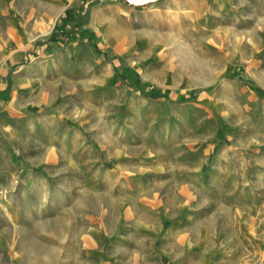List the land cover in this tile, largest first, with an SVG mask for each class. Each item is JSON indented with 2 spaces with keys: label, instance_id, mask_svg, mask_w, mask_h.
<instances>
[{
  "label": "rangeland",
  "instance_id": "obj_1",
  "mask_svg": "<svg viewBox=\"0 0 264 264\" xmlns=\"http://www.w3.org/2000/svg\"><path fill=\"white\" fill-rule=\"evenodd\" d=\"M120 2L0 0V264H264V0Z\"/></svg>",
  "mask_w": 264,
  "mask_h": 264
},
{
  "label": "crops",
  "instance_id": "obj_2",
  "mask_svg": "<svg viewBox=\"0 0 264 264\" xmlns=\"http://www.w3.org/2000/svg\"><path fill=\"white\" fill-rule=\"evenodd\" d=\"M182 0H175V5H177V4H179L180 2H181ZM120 3H123L124 5H125V3L126 2H124L123 0H121V2ZM156 3H158V2H156ZM155 3V4H156ZM165 3V2H164ZM127 4V3H126ZM165 4H169V3H165ZM154 5V4H153ZM151 6V5H150ZM144 7H147V6H142V8H144ZM176 8V7H175ZM135 9H137V10H140L141 9V6H138L137 8H135ZM70 13H68L67 15H69ZM247 160V159H246ZM257 161V160H256ZM252 162V163H251ZM250 163L254 166V159H249L248 161H247V163H243V165H246V164H248V165H250ZM225 172L227 173L225 176L226 177H221V179L222 180H226L227 182H229L231 185H232V187H230V185H228L229 186V189H227V190H225V192H224V196L225 197H227V198H229V197H232V193H233V191H234V188H237V183H238V181H242V182H245V181H248V179H247V177L245 176V173H243L242 172V170L240 169V168H237L236 170H235V174L232 176V171H229V170H225ZM254 172H255V170H254ZM254 175H256V176H254ZM258 175H259V172H255L252 176L254 177V178H250V181H256V180H258L259 181V177H258ZM244 190L243 189H241V190H236L235 191V194H236V197H240V198H243L244 197ZM235 196V195H234ZM253 196V195H252ZM251 196V197H252ZM253 198V197H252ZM254 203V202H253ZM240 209V208H239ZM255 243V242H254ZM257 244L255 243L253 246H254V250L256 251H254L255 253H256V255L258 256V257H260L261 259L262 258H264V238H263V240H262V244H258L257 246H256Z\"/></svg>",
  "mask_w": 264,
  "mask_h": 264
},
{
  "label": "built area",
  "instance_id": "obj_3",
  "mask_svg": "<svg viewBox=\"0 0 264 264\" xmlns=\"http://www.w3.org/2000/svg\"><path fill=\"white\" fill-rule=\"evenodd\" d=\"M132 6H150L158 2L159 0H123Z\"/></svg>",
  "mask_w": 264,
  "mask_h": 264
},
{
  "label": "bare ground",
  "instance_id": "obj_4",
  "mask_svg": "<svg viewBox=\"0 0 264 264\" xmlns=\"http://www.w3.org/2000/svg\"><path fill=\"white\" fill-rule=\"evenodd\" d=\"M21 143V142H20ZM25 148V147H24Z\"/></svg>",
  "mask_w": 264,
  "mask_h": 264
}]
</instances>
